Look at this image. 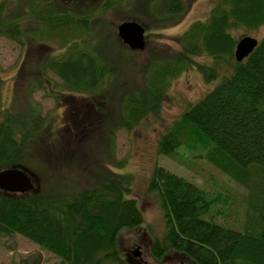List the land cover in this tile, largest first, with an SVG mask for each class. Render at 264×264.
Masks as SVG:
<instances>
[{"label": "trees", "instance_id": "16d2710c", "mask_svg": "<svg viewBox=\"0 0 264 264\" xmlns=\"http://www.w3.org/2000/svg\"><path fill=\"white\" fill-rule=\"evenodd\" d=\"M95 5L101 13L121 12V21L141 24L177 18L186 8L183 0H0V38L25 48L17 81L30 78L33 61L38 78L51 71L68 92L79 94H93L107 76H116L120 65L114 42L100 15L93 16ZM95 28L88 38L84 35ZM260 28L257 46L237 62V41ZM179 43V56L151 63L143 89L123 95L124 121L135 124L155 111L168 80L181 74L191 57L207 56L211 63L199 66L205 82L222 75L221 80L165 129L157 152L173 156L178 148H189L245 186L246 218L241 227L218 221L213 209L221 197L155 166L148 189L161 201L165 229L154 237L151 254L161 258L174 251L194 264H264V0H216L208 17L192 23ZM56 47L64 48L61 57L51 55ZM3 116L0 170L20 168L31 174L45 119L28 110L17 118L9 110ZM93 177L88 187L51 197L35 188L0 190V236H22L63 264H131L117 242L121 230L143 221L136 200L125 195L130 181Z\"/></svg>", "mask_w": 264, "mask_h": 264}, {"label": "rangeland", "instance_id": "374dc122", "mask_svg": "<svg viewBox=\"0 0 264 264\" xmlns=\"http://www.w3.org/2000/svg\"><path fill=\"white\" fill-rule=\"evenodd\" d=\"M183 1L186 8L179 17L162 20L160 24H142L146 31L142 51L130 50L118 39L116 27L123 15L117 13L121 12L101 13L100 6L95 5L93 16L100 15L107 27L109 40L114 42L116 50L114 59L120 69L115 77L107 76L93 94L68 92L51 71L38 78L39 74H34V61L33 74L25 82L20 79L19 83L17 76L25 48L0 38V121L4 120L3 113L7 110L12 118L19 117V111L28 110L39 111L45 119L38 133V143L35 142V149L39 148L35 158L37 165L30 170L35 190L51 197L92 185L95 174L122 180L128 178L129 193L125 195L136 200L143 216L139 226L121 230L117 238L121 256L131 264H194L174 251H168L161 258L151 254L154 237H160L165 229L161 201L155 191L148 189L155 166L184 177L215 198L221 197L220 204L218 202L213 209L214 213L219 212L218 221L241 227L246 218L245 186L189 148L180 147L173 156L157 152V141L165 129L189 104L202 98L221 80L222 75L212 82H205L199 66L211 63L207 56L191 57L186 69L168 80L164 99L155 111L135 124L124 121L123 95L127 91L143 89L151 63L155 65V62L179 56L181 35L192 23L204 21L216 3V0ZM95 30L84 35L88 38ZM258 30L249 31L247 35L260 39L263 30ZM240 34L242 30L236 35ZM63 51L64 48L56 47L51 55L61 57ZM136 251L138 256L134 255ZM29 262L63 264L59 257L22 236L12 233L0 236V264Z\"/></svg>", "mask_w": 264, "mask_h": 264}, {"label": "water", "instance_id": "95a60500", "mask_svg": "<svg viewBox=\"0 0 264 264\" xmlns=\"http://www.w3.org/2000/svg\"><path fill=\"white\" fill-rule=\"evenodd\" d=\"M117 36L121 42L133 51H142L146 44L144 26L133 20L121 21L116 27ZM258 39L246 35L241 37L234 49V58L237 62L245 59L257 46ZM34 188L30 174L20 168H4L0 170V190L11 193H25ZM135 256L139 252H134ZM183 264V263H179Z\"/></svg>", "mask_w": 264, "mask_h": 264}]
</instances>
